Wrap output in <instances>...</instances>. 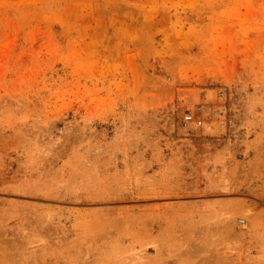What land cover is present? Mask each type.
Segmentation results:
<instances>
[{
	"label": "rangeland",
	"instance_id": "obj_1",
	"mask_svg": "<svg viewBox=\"0 0 264 264\" xmlns=\"http://www.w3.org/2000/svg\"><path fill=\"white\" fill-rule=\"evenodd\" d=\"M263 177L264 0H0V264H264Z\"/></svg>",
	"mask_w": 264,
	"mask_h": 264
},
{
	"label": "built area",
	"instance_id": "obj_2",
	"mask_svg": "<svg viewBox=\"0 0 264 264\" xmlns=\"http://www.w3.org/2000/svg\"><path fill=\"white\" fill-rule=\"evenodd\" d=\"M221 96V95H220ZM199 110V109H198ZM215 113V112H214ZM210 114L212 115L213 112H210ZM217 114V118H219L220 116H222L220 113H216ZM213 117V116H212ZM205 123H209L210 122V119L208 118H205ZM223 121H224V129L222 130L223 132L226 131L227 129V121L225 119V117L223 118ZM182 127H192V128H196V129H199V128H202V120H199L198 118H194L193 115L188 112L186 113L183 117H182ZM235 128V127H234ZM239 154H236L235 155V160L236 161H241V160H244L243 159V153L242 152H238ZM242 157V158H241ZM234 160V161H235ZM260 175V174H259ZM261 176V175H260ZM264 179V177L262 178ZM263 193H264V189H263ZM252 197L254 198H251L252 199V203L254 202V205L256 206L257 205V208L260 209V210H263L264 211V194L262 195H259V196H256V195H251ZM262 203V204H261ZM264 218V217H263ZM237 225L241 228H248L250 226V222L248 220H246L244 217L243 218H240V219H237L236 221Z\"/></svg>",
	"mask_w": 264,
	"mask_h": 264
},
{
	"label": "bare ground",
	"instance_id": "obj_3",
	"mask_svg": "<svg viewBox=\"0 0 264 264\" xmlns=\"http://www.w3.org/2000/svg\"><path fill=\"white\" fill-rule=\"evenodd\" d=\"M206 115H207L206 118L210 119V122H209V123H205V122H204V126H205V124H212L211 119H212V118H215V117L217 116L216 112H215V113L213 112L212 115H211L210 113H207ZM212 116H213V117H212ZM220 117H221V116H220ZM220 117H219V118H220ZM204 126H202V128H204ZM195 129H196V128H195ZM217 129H218V130H222V127H221V126H218ZM263 189H264V184H263ZM261 192H262V190H261ZM263 194H264V193H263Z\"/></svg>",
	"mask_w": 264,
	"mask_h": 264
}]
</instances>
